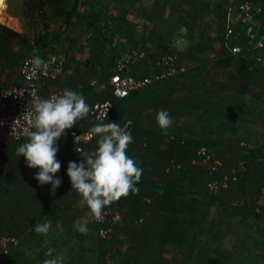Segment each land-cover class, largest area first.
<instances>
[{
    "label": "rangeland",
    "instance_id": "obj_1",
    "mask_svg": "<svg viewBox=\"0 0 264 264\" xmlns=\"http://www.w3.org/2000/svg\"><path fill=\"white\" fill-rule=\"evenodd\" d=\"M227 2L0 0V59L3 49H12L11 55H17V59L33 55L34 49L42 59L58 54L64 59L65 69L73 68L68 69L69 74L76 72L85 80L86 89L101 99L107 91L103 78L123 53L144 52L149 61L170 49L187 69L151 88L173 96L160 98L174 116L175 127L151 134L168 141L175 134L205 143L217 153H228L250 132L244 125L246 112L264 95L260 86L263 82L254 77L264 72V67L247 68L222 54L220 38ZM1 60L0 66H4ZM135 68L145 71L143 62ZM173 154L170 149L169 155ZM181 173L171 174L178 177L173 176L169 182L174 188L167 193L173 198L168 209L163 206L164 210L155 212L152 206H144L143 198L151 196L143 187H150V183L139 180L137 192L141 194L135 195L137 208L134 205L130 209L127 234L117 228L102 242L88 212L83 223L77 225H85L87 232L78 233L76 258L70 260L68 251L62 256L64 251L56 247L52 249L57 252L54 258L59 264H264V216L251 211L253 187H259L260 181H249L240 193L242 206H237V198L232 200L228 192L213 195L203 189L178 190L174 185L186 183ZM140 217L145 222L140 223Z\"/></svg>",
    "mask_w": 264,
    "mask_h": 264
},
{
    "label": "crops",
    "instance_id": "obj_2",
    "mask_svg": "<svg viewBox=\"0 0 264 264\" xmlns=\"http://www.w3.org/2000/svg\"><path fill=\"white\" fill-rule=\"evenodd\" d=\"M220 49L224 55L221 45ZM12 53V49H3V51H1L3 55L2 60H0L4 61L2 63H5V65L0 66V91L21 83L19 68L22 61L27 56L22 59H20L19 56L17 59V55H11ZM229 60L235 61L247 68H254V66L245 65L237 60H232L230 58ZM14 61L16 62L14 63ZM261 66L264 67V63L259 67ZM68 69L73 68L70 67ZM68 69L64 68L63 73L57 81L42 82L40 85L41 90L47 94L54 90L63 91L65 88H69L83 94L86 103L90 106V111L85 117L78 119L72 128L90 129L94 124H98L91 114L94 104L105 98H113L108 83L113 68L110 70L109 75L103 78L104 81L107 80V91L106 95L101 99H98L97 94L86 89L84 84L85 80L79 78L76 72H71V74H69L70 70ZM143 71L141 73L147 72L146 68L145 71ZM254 77H256L255 80L262 81L263 84L260 86L264 87V72L257 73ZM215 78L217 79V76H215ZM101 87L104 88L105 85H101ZM148 87L145 88L146 90L143 88L140 93H134L124 100H116L115 111L110 114L103 123L112 121L121 126L129 119L135 122V129L132 135L133 142L128 145L126 154L134 157L135 162L143 169L139 179L140 182L142 180L145 184L150 183V187H143L144 191L147 192V194L150 193V196L153 197L155 193L158 194L161 192L162 196L156 198L153 203H147L145 201V198H147L146 196L143 198L144 206H152L151 208L153 211L159 212L163 209V206L165 209H168V204L173 201V198L167 194L170 189L174 188L173 184H169V182L174 179L173 176L176 178L178 175L172 176L171 174L176 172L167 171L168 161L172 156L169 155L170 149H172V151L174 150L173 144L166 138L162 137L160 139L161 136L159 134H151L150 131H161L156 124V112L159 110H167V104L161 99L162 97H170L172 99L173 96L170 92H160L155 89L149 90ZM255 106V108L248 109L246 112L244 125L247 130H250L249 134H246V136L244 135V139L237 142L235 144L236 146H234L235 148L230 149L227 156L228 158L231 157L235 159L240 152L245 149V147H237L238 143L242 144L243 142L248 144L253 150L256 149L257 153L264 155V95L261 97V102H257ZM257 116H259L261 120L257 119ZM237 122L238 121H236V123ZM173 127L175 126L171 124L169 128ZM97 139L98 136L95 135L94 140L84 148L83 152H92L97 146ZM25 141L26 140L16 141L7 135L0 134V236L3 234H10L19 239V245L11 255L10 262L12 264H42V259L48 258L45 253L48 249H53L54 247L64 251L62 256H65L66 251H68V258L72 260L76 258L78 250L77 238L80 234H78L77 225L83 223L82 221L85 220L86 213L89 212L91 215V219L89 220L92 221L95 228V216L90 213L88 207L82 202L80 194L72 190L70 179L66 175L68 161H78L79 153H77L75 148L71 145L67 136L62 134L57 141L59 150L56 154V158L61 162V167L56 175L59 176L60 179L62 178V182L53 193L50 191V184L41 185L34 178V173L37 169L29 168L25 163L23 155L17 156L15 152L16 147ZM226 152L227 151H221L223 155H219L224 156ZM164 153L167 154L166 157H170H164ZM195 174V171L188 172L187 169L181 173V175L185 177L186 183L174 186L180 191L188 189H192L193 192L199 191V188L193 183L194 180H197V177L194 176ZM263 177L264 163L255 166L251 173L250 182H261ZM253 188L255 196L259 187L254 186ZM136 194H141V192H129L127 196H122L109 204L112 208L121 212L122 222L117 227L118 229L121 228V230L122 228L124 229L122 230L123 232H120L121 234H127V224L129 222L127 219L130 209L134 205L136 208L138 206V198L137 200L135 198ZM157 216H163L164 218V215L159 214ZM45 220L50 222L49 232L46 234L35 232V224L38 221L43 222ZM144 220V217H140L139 219L140 223L145 222ZM57 222L60 224L59 228L57 227ZM71 234L73 237L68 240L67 238ZM53 236L56 238L52 243ZM117 236L120 238L119 233ZM153 241H155V239ZM52 256L57 257L55 249L54 252L52 251L51 257ZM62 256L58 258L65 261V258Z\"/></svg>",
    "mask_w": 264,
    "mask_h": 264
},
{
    "label": "built area",
    "instance_id": "obj_3",
    "mask_svg": "<svg viewBox=\"0 0 264 264\" xmlns=\"http://www.w3.org/2000/svg\"><path fill=\"white\" fill-rule=\"evenodd\" d=\"M220 39L222 51L230 59L245 65L262 64L264 61V0H228L223 34ZM138 53L135 50L125 52L116 61L108 79L113 98L98 101L91 111L97 123L105 122L115 111L116 100H124L138 90L155 83L171 81L187 69V66L177 60L175 53L171 50L163 51L160 56L149 61L146 60L147 56L144 52ZM31 57L32 55L27 56L20 65L21 83L0 91V134L7 135L16 141L27 140V133L33 130L34 114L29 112L33 98L47 99L62 93L61 90H54L45 94L40 85L44 81H57L60 78L65 67L64 59L58 54H53L42 59L45 67L34 68ZM138 62H143L147 72L135 71ZM91 84H96V81H92ZM121 127L133 135L135 122L126 120ZM64 135L67 136L76 152H83L95 138V134L89 135V129L72 127L65 129ZM169 141L174 145V157L168 161L167 171H181L187 167L184 165L185 162L193 166H202L204 171L212 177L207 182V191L210 194L228 191L247 171V160L244 158H239L237 165L230 168L207 145L190 153L187 138L170 135ZM243 147H245V155L250 156L252 148L248 144H243ZM256 156V161L263 164L264 155ZM154 200L155 196L145 198L149 204ZM242 203V200H235L234 205L242 206ZM252 210L255 215L264 216V177L254 197ZM94 219L97 236L105 241L122 222V215L119 210L108 205L102 209L99 218ZM18 245L19 239L16 236L1 235L0 256H9Z\"/></svg>",
    "mask_w": 264,
    "mask_h": 264
},
{
    "label": "clouds",
    "instance_id": "obj_4",
    "mask_svg": "<svg viewBox=\"0 0 264 264\" xmlns=\"http://www.w3.org/2000/svg\"><path fill=\"white\" fill-rule=\"evenodd\" d=\"M33 50L31 64L34 68H43L45 63ZM90 111L85 97L80 92L65 88L61 94L47 99L33 98L29 112L34 114L32 128L27 133V140L18 147L17 156L23 155L29 168H35L34 178L41 185L50 184L51 192L60 186L61 179L56 173L61 162L56 158L59 150L57 141L65 129L71 128L78 119L85 117ZM155 120L161 131H166L173 118L167 110L156 112ZM97 135L96 147L92 152H78V161H68L66 175L70 179L71 188L80 194L82 202L96 218L102 209L129 192L138 191L143 169L135 162L134 157L126 154L128 145L133 142L132 135L118 123L94 124L89 135ZM57 227H60L57 222ZM50 222H37L34 231L41 234L49 232ZM77 230L86 233L85 225L80 224ZM46 256L51 257L52 249ZM42 264H59L53 257L44 259Z\"/></svg>",
    "mask_w": 264,
    "mask_h": 264
},
{
    "label": "trees",
    "instance_id": "obj_5",
    "mask_svg": "<svg viewBox=\"0 0 264 264\" xmlns=\"http://www.w3.org/2000/svg\"><path fill=\"white\" fill-rule=\"evenodd\" d=\"M227 5H228V2L226 3V6H225V8L227 7ZM226 14V9H225V11H224V15ZM4 28V27H3ZM4 30L5 31H10V30H8L7 28H4ZM223 31V30H222ZM223 34V33H222ZM16 38H18V37H16ZM221 40V39H220ZM169 51H170V49H168ZM225 55V54H224ZM226 56V55H225ZM115 64H116V60H115V63H114V65H113V67L112 68H114L115 67ZM158 84V83H157ZM156 85V84H155ZM154 85H151V86H149L148 88H149V90H152L153 88H150V87H153ZM145 89V88H144ZM143 89H140V90H138L136 93H140V91H142ZM146 90V89H145ZM188 144H189V147H190V150H189V152L191 153V152H193V151H196L197 150V148H199V147H201V146H203V145H207V144H205V143H202V142H192V141H189L188 140ZM174 146V145H173ZM208 147H210L209 145H207ZM244 149V148H243ZM245 150V149H244ZM244 150L242 151V152H240V154L234 159H232L231 157L230 158H228L227 156H228V153H226V154H224V156H222V155H219L220 153H217V152H215V151H213L214 152V154L216 155V156H218V157H220V158H222L226 163V165L228 166V167H235L237 164H236V162L239 160V158H244L245 160H247V165H246V169H247V171H246V173L245 174H243V177L236 183V184H233V186L231 187V189H229L228 191H225V192H222V193H230L233 197H232V200L233 199H236L237 198V200H240V193L242 192H244V188L247 186V184L249 183V181H250V178H251V173H252V171L254 170V168H255V166L256 165H260V163H258L257 161H256V158H257V156L256 155H262L261 153H257V150L256 149H252V152L250 153V156L249 155H245V153H244ZM177 151V150H176ZM174 156L172 155L171 156V159L173 158ZM184 165H187V167H185L183 170H181V171H178V172H184V171H186L187 169H188V172H190V171H195V175L194 176H196L197 177V184H195L198 188H199V190L200 189H203L204 191H207V182H208V180L209 179H211L212 177L210 176V175H208V173L207 172H205L204 170V168L202 167V166H200V165H189V162H188V164L185 162L184 163ZM198 182H201V185H200V183L198 184ZM208 192V191H207ZM255 197V196H254ZM253 200H254V198H253ZM252 207H253V205H252ZM252 211V213H253V210H251ZM95 230H96V227H95ZM102 241V240H101ZM102 242H104V241H102ZM17 248V247H16ZM15 248V249H16ZM15 249L13 250V252L9 255V256H7V257H2L1 256V261H0V264H12L11 262H10V257H11V255L14 253V251H15Z\"/></svg>",
    "mask_w": 264,
    "mask_h": 264
}]
</instances>
